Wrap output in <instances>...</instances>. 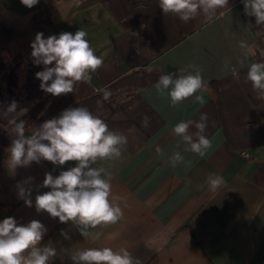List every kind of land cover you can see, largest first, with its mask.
<instances>
[{"label": "crops", "instance_id": "0c3cea01", "mask_svg": "<svg viewBox=\"0 0 264 264\" xmlns=\"http://www.w3.org/2000/svg\"><path fill=\"white\" fill-rule=\"evenodd\" d=\"M220 11L223 15L218 12L210 21L200 15L185 23L164 15L158 0H39L31 9L20 0H0V108L15 100L17 111L28 109L20 119L31 134L67 108L85 106L128 141L120 158L91 165L111 173L112 196L123 217L98 226L93 230L98 238L86 240L73 222L35 210V196L50 191L39 187L45 173L57 176L77 162L56 166L42 160L10 172L5 161L14 137L11 125L0 119V221H40L47 228L41 244L51 242L57 249L51 264L72 262L64 249L90 247L125 248L142 264H264V99L246 79L251 63L264 62V25L244 14L241 0H229ZM80 28L103 66L73 93H45L35 76L43 65L33 64L31 42L38 32L47 38ZM240 41L249 45V55ZM196 70L205 87L175 107L154 87L160 75ZM100 89L111 97L104 100ZM201 114H207L205 135L212 145L204 157L185 152L172 131ZM195 131L190 126L189 133ZM174 151L190 164L171 167L166 159ZM209 173L224 177L217 193L206 184L197 190ZM29 177L25 187L32 188V207L17 194V184Z\"/></svg>", "mask_w": 264, "mask_h": 264}, {"label": "clouds", "instance_id": "9594fccd", "mask_svg": "<svg viewBox=\"0 0 264 264\" xmlns=\"http://www.w3.org/2000/svg\"><path fill=\"white\" fill-rule=\"evenodd\" d=\"M20 2L31 9L39 0ZM241 3L246 16L255 17L256 25H264V0H241ZM228 4L229 0H158L164 15H175L185 23L200 15L210 21L218 12L223 15L220 10L227 8ZM86 36L87 32L82 28L74 34L61 32L58 36L50 35L47 38H44L42 32L35 35L30 45L31 59L34 65H43V70L35 74L40 80L41 90L59 97L73 93L77 83H91L92 74L103 66L104 61L95 54ZM239 46L245 56L249 55V45L245 41H240ZM261 55L264 56V51ZM179 71L183 73L186 69ZM231 72L239 80V72L235 67ZM246 79L259 97L264 99V62L251 63ZM154 87L159 95L167 94L175 107L194 96L205 85L199 70H196L195 74L160 75ZM100 91L104 100L112 95L107 89ZM195 100L203 103V96L196 95ZM17 109L15 100L6 108H0V119L11 125L9 134L14 137L7 149L6 167L14 173L18 167L30 166L32 162L39 164L42 160L56 166H63L69 161L77 162L74 167L61 171L57 176L52 172L45 173L39 187L49 188L50 191L35 196V210L37 213L46 212L52 218H58L61 223L73 222L86 240L97 239V233L93 230L100 225L116 224L122 219L123 210L112 196L111 173L103 167L91 165L98 159L120 158L128 142L127 137L110 130L103 119L85 106L69 107L59 117L44 121L31 134H26V122L20 117L28 109ZM207 119V114H201L198 121H181L174 126L172 131L186 145L183 149L185 152L204 157L211 148V141L205 135ZM148 124V118L145 117L142 125L147 127ZM193 125L196 131L189 133ZM156 151L162 159L165 158L159 148ZM166 162L173 168L181 163L190 164L180 151H174ZM31 181L29 177L17 184L18 198L27 207L33 206L32 188L25 187ZM225 183L222 175L209 173L204 184L197 185V190L206 184L210 192L217 193ZM46 232L47 228L38 220L18 224L13 217L4 218L0 221V264H51L57 249L51 242L41 244ZM60 234L66 240L71 239L65 230H61ZM64 251L73 264H142L125 248L113 250L110 247H90Z\"/></svg>", "mask_w": 264, "mask_h": 264}, {"label": "flooded vegetation", "instance_id": "af4514ba", "mask_svg": "<svg viewBox=\"0 0 264 264\" xmlns=\"http://www.w3.org/2000/svg\"><path fill=\"white\" fill-rule=\"evenodd\" d=\"M19 56V55H18ZM15 58V57H14ZM13 56H11V58H8L7 62L12 61V59H14Z\"/></svg>", "mask_w": 264, "mask_h": 264}, {"label": "trees", "instance_id": "16d2710c", "mask_svg": "<svg viewBox=\"0 0 264 264\" xmlns=\"http://www.w3.org/2000/svg\"><path fill=\"white\" fill-rule=\"evenodd\" d=\"M30 51H32V49L30 48ZM29 52V51H28ZM31 54V53H30ZM67 264H73L72 262H69V263H67Z\"/></svg>", "mask_w": 264, "mask_h": 264}, {"label": "rangeland", "instance_id": "374dc122", "mask_svg": "<svg viewBox=\"0 0 264 264\" xmlns=\"http://www.w3.org/2000/svg\"><path fill=\"white\" fill-rule=\"evenodd\" d=\"M4 53H6L5 51H4ZM11 92V91H10Z\"/></svg>", "mask_w": 264, "mask_h": 264}, {"label": "built area", "instance_id": "2783aa9c", "mask_svg": "<svg viewBox=\"0 0 264 264\" xmlns=\"http://www.w3.org/2000/svg\"><path fill=\"white\" fill-rule=\"evenodd\" d=\"M244 153V152H243Z\"/></svg>", "mask_w": 264, "mask_h": 264}]
</instances>
